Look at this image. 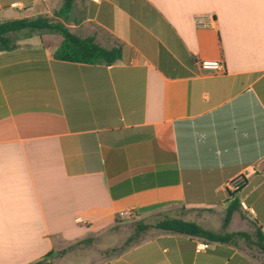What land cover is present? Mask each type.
<instances>
[{"label": "crops", "instance_id": "0c3cea01", "mask_svg": "<svg viewBox=\"0 0 264 264\" xmlns=\"http://www.w3.org/2000/svg\"><path fill=\"white\" fill-rule=\"evenodd\" d=\"M63 1L0 0V20L62 21ZM65 25L121 56L56 59L50 32L12 33L0 51V264H32L130 216L220 232L234 199L222 232L251 222L264 234V0H75ZM140 231L96 264H264L233 244Z\"/></svg>", "mask_w": 264, "mask_h": 264}, {"label": "trees", "instance_id": "16d2710c", "mask_svg": "<svg viewBox=\"0 0 264 264\" xmlns=\"http://www.w3.org/2000/svg\"><path fill=\"white\" fill-rule=\"evenodd\" d=\"M75 0H64L62 5L54 11V18H61L56 21L48 16L38 15L35 17H23L0 20V51L12 49L15 38L10 34L24 32V37L40 32L59 34L62 38L60 45L53 53L54 58L88 64H112L121 56V47L116 45L110 48L103 47L94 41L93 36L80 37L70 31L65 25L69 21V15L73 9ZM239 209V200L234 199L227 206L222 228H225L235 210ZM149 227L176 232L190 237H196L206 242L220 244H234L236 238H242L246 242L253 243L258 251L264 255V234L259 228L255 229L254 239L246 231L213 232L205 229L195 222L184 221L176 218H163L151 225L138 226L139 230ZM83 241V240H81ZM55 250L47 252L40 260L32 264H43L44 260L55 254Z\"/></svg>", "mask_w": 264, "mask_h": 264}, {"label": "rangeland", "instance_id": "374dc122", "mask_svg": "<svg viewBox=\"0 0 264 264\" xmlns=\"http://www.w3.org/2000/svg\"><path fill=\"white\" fill-rule=\"evenodd\" d=\"M79 10V8L76 9L77 12ZM23 33L22 31L20 34ZM123 220V223L116 224L107 232L64 242V244L54 249L56 253L46 258L43 264H96L108 257L119 254L129 245H132L137 239V235L142 233L138 229V224H143L142 222L136 221L132 216ZM248 225L253 228L240 227L254 239L255 228L251 222ZM233 227L235 228L236 224ZM222 231L221 228L220 232ZM233 245L236 249L248 255L263 258L253 243L246 242L242 238H236Z\"/></svg>", "mask_w": 264, "mask_h": 264}, {"label": "built area", "instance_id": "2783aa9c", "mask_svg": "<svg viewBox=\"0 0 264 264\" xmlns=\"http://www.w3.org/2000/svg\"><path fill=\"white\" fill-rule=\"evenodd\" d=\"M94 1H97V0H94ZM196 23L198 25L203 24L201 22V18H198V20H196ZM199 67H200V69H202L206 72H211V73H222L223 72L222 62L218 61V60H202L201 62H199ZM238 185H239V182H234V183L230 184V187L232 189H235L238 187ZM207 247H208L207 242H204V243L199 245L198 249H205Z\"/></svg>", "mask_w": 264, "mask_h": 264}]
</instances>
